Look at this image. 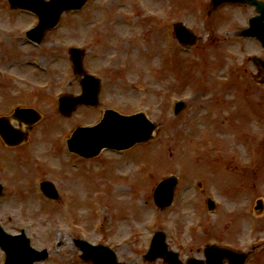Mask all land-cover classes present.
<instances>
[{"label": "rangeland", "instance_id": "obj_1", "mask_svg": "<svg viewBox=\"0 0 264 264\" xmlns=\"http://www.w3.org/2000/svg\"><path fill=\"white\" fill-rule=\"evenodd\" d=\"M207 5L90 0L83 14L62 16L43 51L15 40L29 16L11 18L0 5V37L8 35L0 38V117L10 120L17 107L41 115L26 143L4 147L0 140V222L11 233L22 227L36 249H50V258L37 264L81 263L73 238L108 245L122 264H162L142 258L155 231L183 263L203 257L207 242L217 240L253 254L245 264H264V69L257 71L250 58L264 55L254 40L236 36L253 8L223 5L207 16ZM174 22L197 36L193 52L176 53ZM70 46L84 49V69L100 79V104L64 117L58 97L81 92L67 54L60 57ZM176 100L185 105L174 116ZM109 108L146 111L158 125L152 139L123 154L71 155L68 134L96 124ZM170 175L179 179L173 204L160 210L152 192ZM41 180L55 186L57 201L42 196ZM209 197L217 204L213 213L204 205ZM254 243L261 245L248 251Z\"/></svg>", "mask_w": 264, "mask_h": 264}, {"label": "water", "instance_id": "obj_2", "mask_svg": "<svg viewBox=\"0 0 264 264\" xmlns=\"http://www.w3.org/2000/svg\"><path fill=\"white\" fill-rule=\"evenodd\" d=\"M86 0H50L48 3L41 0H9L13 7L28 8L38 14L41 19V24L37 28L35 39H39L41 33L55 26L60 14L69 9H80ZM224 3L247 4L254 6L256 12L260 15L252 18L249 22L250 27L241 32L244 37H256L264 46V3L259 0H211L210 11L216 10ZM55 8L54 10H48ZM176 36L181 42L193 43L194 38L189 36L186 29L181 25H176ZM72 60L75 66V72L79 75H84L81 81L83 94L78 98L63 97L59 106V111L62 114L69 115L78 104L97 105L99 81L91 76L85 75L81 64V54L79 50H72ZM259 62L256 61V64ZM264 67V62L261 64ZM182 108V104L178 105L177 112ZM14 117L23 120L27 125L35 123L39 116L32 110H16ZM155 125L148 122L144 116L123 117L113 111L107 110L101 123L94 128L78 129L73 138L69 141L71 150L77 152L83 157H93L102 148L110 147L116 149H126L135 143L145 142L150 138ZM0 134L9 145H15L22 141L23 135L18 134L9 125L7 119H0ZM177 180L175 177L165 179L161 182L155 191V202L161 208L168 206L172 201L173 189ZM44 192L56 198L57 194L54 188L49 183H43ZM1 193V188H0ZM208 206L212 207V203L208 202ZM258 210L261 209V203H258ZM165 236L158 233L153 241L150 251L145 256L147 260H155L163 257L171 264L176 263V256L166 251L164 243ZM84 253V258L88 259L92 253L94 264H118L113 253L106 248L90 247L84 243L78 244ZM22 252L15 254L10 246L7 245L9 252V264H32L34 261H40L46 258V254L37 253L29 248L28 241L25 239L22 243ZM208 259L207 264H219L221 260L227 258L230 264H241L243 258H239L233 253L225 250H219L215 247L209 248L206 251ZM191 264H199L192 262Z\"/></svg>", "mask_w": 264, "mask_h": 264}, {"label": "bare ground", "instance_id": "obj_3", "mask_svg": "<svg viewBox=\"0 0 264 264\" xmlns=\"http://www.w3.org/2000/svg\"><path fill=\"white\" fill-rule=\"evenodd\" d=\"M10 122H11L13 125L15 124V121H14L13 119H10ZM19 128H20L21 130H23V129H24V125L20 124V125H19Z\"/></svg>", "mask_w": 264, "mask_h": 264}, {"label": "flooded vegetation", "instance_id": "obj_4", "mask_svg": "<svg viewBox=\"0 0 264 264\" xmlns=\"http://www.w3.org/2000/svg\"><path fill=\"white\" fill-rule=\"evenodd\" d=\"M1 261H2V257H1Z\"/></svg>", "mask_w": 264, "mask_h": 264}]
</instances>
